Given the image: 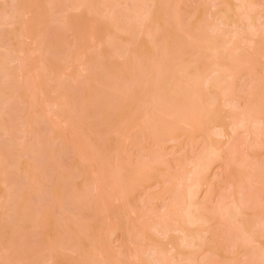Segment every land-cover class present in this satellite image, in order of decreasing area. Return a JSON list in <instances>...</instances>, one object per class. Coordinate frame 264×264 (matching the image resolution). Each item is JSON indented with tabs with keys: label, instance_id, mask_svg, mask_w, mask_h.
Segmentation results:
<instances>
[{
	"label": "rangeland",
	"instance_id": "374dc122",
	"mask_svg": "<svg viewBox=\"0 0 264 264\" xmlns=\"http://www.w3.org/2000/svg\"><path fill=\"white\" fill-rule=\"evenodd\" d=\"M0 264H264V0H0Z\"/></svg>",
	"mask_w": 264,
	"mask_h": 264
},
{
	"label": "bare ground",
	"instance_id": "6f19581e",
	"mask_svg": "<svg viewBox=\"0 0 264 264\" xmlns=\"http://www.w3.org/2000/svg\"><path fill=\"white\" fill-rule=\"evenodd\" d=\"M237 1L240 3V5H242L243 3H245V0H237ZM246 15H247V13H246ZM238 122H239V126H240V125L243 123V120H242V122H241V120L238 121ZM237 124H238V123H237ZM237 124H236V125H237ZM243 125H244V124H243ZM211 150H212L213 152H212ZM215 153H217V148L212 147V149H210V151H209V153H208V154H209V157H210L211 154H212V155H213V154L215 155ZM208 154H207V155H208ZM214 155H213V156H214ZM205 156H206V155H205ZM215 156H216V155H215ZM212 158H213V157H212ZM207 159H208V158H207ZM208 160H209V159H208ZM198 164H200V162L196 163L195 166H196L197 168L200 169V165H198ZM201 164H202V163H201ZM203 164H204V163H203ZM198 166H199V167H198ZM196 167H195V168H196ZM203 167H204V166L202 165L201 169H202ZM193 169H194V168H193ZM201 169H200V171H199V170H198V171L196 170V171H197L198 173H201ZM196 171H194V173H195ZM191 172H193V170H192ZM191 172H190V173H191ZM197 172H196V173H197ZM190 173H189V175L192 176V174H190ZM194 173H193V174H194ZM196 173H195V174H196ZM194 177H196V178H194ZM199 177H200V176H199ZM187 178L189 179L188 176H187ZM191 178H192V179H191ZM191 178H190V179H191V180H190V184L192 183V184H191V187H189V186H190V185H189L188 188H187L188 190H187V192H186L187 194L185 193L189 200H193V199H195V197L197 196L196 193L198 192L197 188L200 187V185H201V183H200V178H197V174H196V176L193 175ZM179 188H180V187H179ZM189 200H188V202H189ZM187 205H188V206L185 208L187 211H186L185 209H184L185 211H183V214H187V215H184L185 217L187 216L186 222L188 221V222H192V223L194 222V223H195V221H197L196 219H199V218H196V216H194V214H195L197 211L199 212V210H200V208H201V207H200L201 205H200L199 203H197L196 201H195V202L192 201L190 204H187ZM202 208H203V207H202ZM184 212H185V213H184ZM195 215H196V214H195ZM200 215H201V214H200ZM183 219H184V218H183ZM184 221H185V219H184L183 222L180 223V224L182 225L183 223H185ZM180 224H179L178 227H176V229L181 231V230H183V229H182V226H180ZM174 229H175V228H174ZM174 229H173V230H174ZM176 229H175V230H176ZM164 232H167V230L164 231Z\"/></svg>",
	"mask_w": 264,
	"mask_h": 264
}]
</instances>
